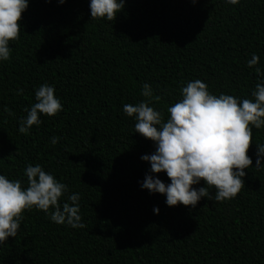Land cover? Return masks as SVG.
I'll list each match as a JSON object with an SVG mask.
<instances>
[{"label":"trees","instance_id":"obj_1","mask_svg":"<svg viewBox=\"0 0 264 264\" xmlns=\"http://www.w3.org/2000/svg\"><path fill=\"white\" fill-rule=\"evenodd\" d=\"M89 2L29 0L10 59L0 63V174L27 187L24 169L40 164L68 186L64 200L79 193L85 227L26 210L17 236L0 246V264H264V168L244 169L234 199L168 206L141 187L150 170L141 156L155 146L123 111L146 99L145 83L165 120L190 80L251 98L253 53L264 68V0H125L112 21L93 19ZM45 83L63 110L19 132ZM255 141L264 143V128L253 129V166Z\"/></svg>","mask_w":264,"mask_h":264},{"label":"clouds","instance_id":"obj_2","mask_svg":"<svg viewBox=\"0 0 264 264\" xmlns=\"http://www.w3.org/2000/svg\"><path fill=\"white\" fill-rule=\"evenodd\" d=\"M65 0H59L63 4ZM195 2V0H194ZM238 5L241 0H224ZM125 0H90L93 19L112 21L124 8ZM29 0H0V63L10 59V41L17 40L22 13ZM259 57L253 53L247 66L257 74L251 98L231 94H213L201 79L190 80L180 89V99L167 107L168 118L154 107L159 97L145 83L141 95L146 99L136 104H124V113L135 121V133L153 141L155 150L141 156L150 170L141 184L150 193L165 196L168 206L185 205L195 208L202 198L215 202L234 199L244 185L250 166L264 168V143L255 141V165L248 155L253 142V129L264 128V68L257 67ZM22 91V90H20ZM63 105L55 95V88L47 83L35 90V103L26 109L19 122V132L26 133L39 126L41 115L55 116ZM51 137V144L58 142ZM165 173L169 183L157 174ZM27 187L20 180H9L0 174V246L9 237H16L26 210H42L52 222L72 228H84L79 214V193L67 195L68 186L40 164L24 169ZM205 182V186L193 185ZM214 188L211 195L209 188ZM69 201L71 203H69ZM159 213V208H153Z\"/></svg>","mask_w":264,"mask_h":264}]
</instances>
